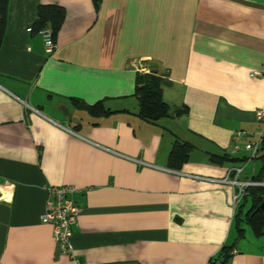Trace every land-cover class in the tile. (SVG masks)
<instances>
[{"label":"crops","instance_id":"0c3cea01","mask_svg":"<svg viewBox=\"0 0 264 264\" xmlns=\"http://www.w3.org/2000/svg\"><path fill=\"white\" fill-rule=\"evenodd\" d=\"M47 4L65 11L52 54L35 31ZM150 70L169 80V115L157 122L138 114L134 95L136 74ZM74 99L112 112L93 116ZM262 107L264 0H10L0 264H206L224 244L235 245L227 264H264V233L243 221L238 237L233 187L222 181L236 167L240 179L264 176V148L254 157L246 148L264 141ZM176 141L193 146L178 168ZM53 185L78 188L73 256L41 221ZM250 206L242 198L240 219Z\"/></svg>","mask_w":264,"mask_h":264},{"label":"trees","instance_id":"16d2710c","mask_svg":"<svg viewBox=\"0 0 264 264\" xmlns=\"http://www.w3.org/2000/svg\"><path fill=\"white\" fill-rule=\"evenodd\" d=\"M10 0H0V46L3 41L6 24H7V10L8 2ZM97 6L100 0H93ZM65 15L62 6L47 4L41 5L39 8V18L36 25V30L42 27H50L55 36V32L60 28ZM34 29V30H35ZM169 80L164 74L150 70L148 72H138L135 79V93L134 95L139 102L138 114L145 120L150 122H157L163 117L169 115V105L163 99V85L167 84ZM74 104L82 109H85L93 116L108 115L112 111L107 108L103 101H98L95 104H86L85 102L74 99ZM181 114L176 112L175 115ZM193 146L188 142L176 141L173 144L169 155V163L172 167L178 168L182 163L187 161L188 154ZM264 168L260 170V173ZM263 175L260 174L254 177L253 180L262 181ZM250 197L251 206L246 211L244 218L240 219L238 206L235 210V222L238 227V237H243L244 228L241 222L249 224L256 235L264 233V214L259 208L264 200V186H253L246 190L244 198ZM238 210V211H237ZM243 219V220H242ZM234 244H224L218 253L209 259V264H227L232 257Z\"/></svg>","mask_w":264,"mask_h":264},{"label":"built area","instance_id":"2783aa9c","mask_svg":"<svg viewBox=\"0 0 264 264\" xmlns=\"http://www.w3.org/2000/svg\"><path fill=\"white\" fill-rule=\"evenodd\" d=\"M29 32L34 31L33 27L28 28ZM37 33L44 41V47L47 54H52L57 49V43L54 38L53 31L50 27H42ZM259 72H253V75ZM256 116L261 119L264 116V107L256 110ZM243 135V132H238L236 138ZM238 148V146H236ZM246 148L252 152L253 157L264 148L263 134L256 141L250 142ZM236 176H227L222 181L229 183L233 187L232 204L234 209L241 202L246 190L253 186H264V180L256 181L253 179H240L242 169L234 168ZM233 170V171H234ZM237 187V188H236ZM78 191L73 185H53L48 188V199L46 201L45 210L41 215V221L51 224L53 227V235L60 253L72 255L74 249L72 246V226L77 223L80 213V207L73 194ZM75 264H82L78 259H75ZM206 264H209V260Z\"/></svg>","mask_w":264,"mask_h":264},{"label":"water","instance_id":"95a60500","mask_svg":"<svg viewBox=\"0 0 264 264\" xmlns=\"http://www.w3.org/2000/svg\"><path fill=\"white\" fill-rule=\"evenodd\" d=\"M259 208H260V209L263 211V213H264V200H263V202L260 204Z\"/></svg>","mask_w":264,"mask_h":264},{"label":"rangeland","instance_id":"374dc122","mask_svg":"<svg viewBox=\"0 0 264 264\" xmlns=\"http://www.w3.org/2000/svg\"><path fill=\"white\" fill-rule=\"evenodd\" d=\"M242 206H244V201H243L242 204H241V207H242ZM242 226H245L246 228L249 229V227H248L244 222L242 223Z\"/></svg>","mask_w":264,"mask_h":264}]
</instances>
